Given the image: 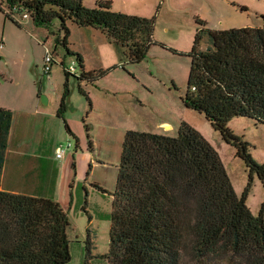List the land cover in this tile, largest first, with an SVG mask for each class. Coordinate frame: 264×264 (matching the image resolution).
<instances>
[{"label":"trees","instance_id":"16d2710c","mask_svg":"<svg viewBox=\"0 0 264 264\" xmlns=\"http://www.w3.org/2000/svg\"><path fill=\"white\" fill-rule=\"evenodd\" d=\"M0 11L16 25L15 13H26L34 25L57 18L64 31L63 45L68 21L99 29L125 48L130 62L142 59L155 42L152 18L115 11L109 0H95L89 8L82 0H0ZM202 34L196 32L186 53L189 70L181 102L204 114L222 139L234 146L249 177L256 174L264 189V164L227 125L238 116L264 125V15L260 26L206 31L209 45L204 50ZM65 50L75 56L78 80L93 82L108 71L84 70L81 55ZM119 65L113 67L123 68ZM64 110L63 94L55 114L73 135ZM10 122V110L0 107V172ZM262 211L253 214L245 194L235 193L219 155L193 127L180 123L173 137L127 129L111 192L103 257L106 264H181L183 255L190 260L215 257L236 264H264ZM68 226L66 212L55 200L0 188V264H66ZM89 246L86 242V259Z\"/></svg>","mask_w":264,"mask_h":264},{"label":"rangeland","instance_id":"374dc122","mask_svg":"<svg viewBox=\"0 0 264 264\" xmlns=\"http://www.w3.org/2000/svg\"><path fill=\"white\" fill-rule=\"evenodd\" d=\"M109 1L113 10L153 19L155 42L137 62L128 61L125 48L109 41L99 29L68 21L63 45L64 31L57 18L47 25H34L29 17L21 18L20 13H15L16 25L4 19L0 11V100L13 108L27 107L29 91L37 95L38 90V95L49 98L48 103L39 105L49 109L58 106L64 94L63 117L73 135L66 132L60 119L58 126L43 129V148L69 143L64 185L68 199L63 207L69 221L66 234L70 260L66 264H106L103 255L108 247L111 192L127 129L173 137L180 123L193 127L219 155L235 193L245 194L253 214L263 209L264 219V189L258 176L249 177L234 146L222 139L203 113L181 102L189 70L186 53L193 46L196 32L203 33L200 47L204 50L209 45L208 30L260 26L264 0ZM94 2L82 0L88 8ZM46 48L53 61L49 73L42 74ZM65 48L79 53L86 67L108 71L93 82L78 80L75 56L66 53ZM70 63L76 74L66 76L64 67ZM163 122L171 127L164 128ZM227 125L248 142L254 159L264 164V125L245 116L234 117ZM86 242L90 245L87 259ZM181 264L236 262L215 257L190 260L183 255Z\"/></svg>","mask_w":264,"mask_h":264},{"label":"crops","instance_id":"0c3cea01","mask_svg":"<svg viewBox=\"0 0 264 264\" xmlns=\"http://www.w3.org/2000/svg\"><path fill=\"white\" fill-rule=\"evenodd\" d=\"M31 28L37 29L34 25ZM82 65L84 70L94 69L86 67L84 63ZM38 100V94L35 95L32 91H29L26 99L27 107L13 108L0 100V107L11 112L0 172V188L11 193L51 198L63 208L68 199L64 185L67 156L70 153L66 154L65 150L61 158H55V144L43 148V129L50 125L58 126L61 118L55 114L57 106L45 109L39 105ZM48 102L47 96L46 103ZM162 126L171 127L167 122H163ZM78 144L79 140L76 141V145Z\"/></svg>","mask_w":264,"mask_h":264},{"label":"built area","instance_id":"2783aa9c","mask_svg":"<svg viewBox=\"0 0 264 264\" xmlns=\"http://www.w3.org/2000/svg\"><path fill=\"white\" fill-rule=\"evenodd\" d=\"M14 12V9H11ZM14 15V14H13ZM21 18H26L27 14L26 13H21L20 14ZM53 61V57L51 52L49 51L48 48L45 49L44 55H43V59H42V65H41V73L42 74H48L50 71V66H51V62ZM65 72H67L68 74H76L75 72V68L73 63H70L69 65L64 67ZM69 147V143L67 142V144L65 146L62 145H56L54 147V157L55 158H61L64 151L66 150V148Z\"/></svg>","mask_w":264,"mask_h":264},{"label":"water","instance_id":"95a60500","mask_svg":"<svg viewBox=\"0 0 264 264\" xmlns=\"http://www.w3.org/2000/svg\"><path fill=\"white\" fill-rule=\"evenodd\" d=\"M38 99H39V102L41 104H45L46 103V96L42 95V94H39L38 95Z\"/></svg>","mask_w":264,"mask_h":264}]
</instances>
